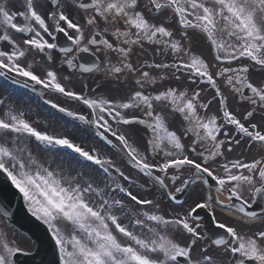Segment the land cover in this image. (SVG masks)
Listing matches in <instances>:
<instances>
[{"label":"snow or ice","instance_id":"6c2138e0","mask_svg":"<svg viewBox=\"0 0 264 264\" xmlns=\"http://www.w3.org/2000/svg\"><path fill=\"white\" fill-rule=\"evenodd\" d=\"M0 76L114 150L0 96V173L58 264H264V0H0ZM18 254L0 234V264Z\"/></svg>","mask_w":264,"mask_h":264},{"label":"rangeland","instance_id":"374dc122","mask_svg":"<svg viewBox=\"0 0 264 264\" xmlns=\"http://www.w3.org/2000/svg\"><path fill=\"white\" fill-rule=\"evenodd\" d=\"M0 96L9 97L10 102H12L20 110L24 111L26 117L37 122L36 126L40 130H47L56 134H71L78 143H82L86 148L99 147L97 144L93 143L86 135L77 131L68 130L66 124L61 119L57 118L51 113H43L42 111H40L38 104L33 102V100L28 99L22 93L9 90V88L2 83V80H0ZM32 148L34 155H38L41 159H48L49 156H55L59 161L61 157H64L60 153H52L48 155L41 154L39 152V149H37L35 145H32ZM70 163H73V161H71L70 159L65 160V167H67ZM4 233L7 234V238L10 241H14L17 245L24 248L26 251L32 250L35 246L34 243L26 237V235L20 233L18 230L10 226L0 216V234Z\"/></svg>","mask_w":264,"mask_h":264},{"label":"flooded vegetation","instance_id":"af4514ba","mask_svg":"<svg viewBox=\"0 0 264 264\" xmlns=\"http://www.w3.org/2000/svg\"><path fill=\"white\" fill-rule=\"evenodd\" d=\"M39 59V57H38ZM257 79H260V77H257ZM211 95V93H209ZM215 105L212 106V110L215 111ZM239 155V150H237V153L233 154V158H235V156H238Z\"/></svg>","mask_w":264,"mask_h":264},{"label":"bare ground","instance_id":"6f19581e","mask_svg":"<svg viewBox=\"0 0 264 264\" xmlns=\"http://www.w3.org/2000/svg\"><path fill=\"white\" fill-rule=\"evenodd\" d=\"M228 214V213H227Z\"/></svg>","mask_w":264,"mask_h":264}]
</instances>
